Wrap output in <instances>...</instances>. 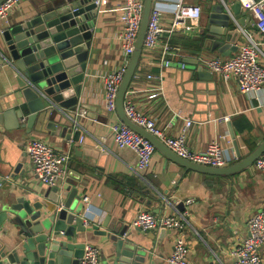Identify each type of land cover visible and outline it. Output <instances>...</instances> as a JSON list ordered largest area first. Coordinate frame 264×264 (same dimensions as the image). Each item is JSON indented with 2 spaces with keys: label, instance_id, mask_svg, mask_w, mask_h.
I'll list each match as a JSON object with an SVG mask.
<instances>
[{
  "label": "crops",
  "instance_id": "crops-1",
  "mask_svg": "<svg viewBox=\"0 0 264 264\" xmlns=\"http://www.w3.org/2000/svg\"><path fill=\"white\" fill-rule=\"evenodd\" d=\"M109 1L111 7L120 0ZM225 1L227 6L235 3V0ZM198 2L202 8L198 27L170 38L171 46L178 52V56L171 58V66L159 72L156 57L148 59L141 55L135 70L139 77L132 78L125 98L133 102L138 113L154 120L167 136H176L183 129L185 120H190L187 147L202 152L209 143L218 141L224 149L225 166H228L247 156L264 140V112L259 107L264 103V86L257 96L241 94L234 81L225 83L215 75H212L215 84L199 80L195 73L200 68L199 58L231 57L234 52L224 56L199 47L198 34L206 25L212 8L220 1ZM40 7H43V0H19L18 6L0 21V34L31 17ZM105 8L93 18L92 46L79 97V103L89 109L78 108L69 113L77 122L83 141L79 143V140L74 142L41 133L34 126L29 132L21 128L11 131L0 128L3 134L0 133V156L6 159L3 166L10 169L9 175L0 176V197L5 194L44 200L47 189L37 181L25 152L29 140L40 139L70 155L67 178L58 182L56 187L65 186L68 179L77 181V187L68 186L70 190H77L71 205H83L87 236L84 245L99 249L101 264L102 259L112 254L110 237L121 239L123 231H126L124 242L143 252L154 264H166L176 233L166 230L140 232L128 228L134 215L142 210L157 216L180 211L187 213L188 226L183 237L189 264H231L230 253L236 239L247 235L249 218L264 210V172L249 166L228 176L202 175L173 164L156 151L142 178L133 173L136 155L129 149H117L113 143L110 127L120 120L116 113H104L103 86L99 77L110 71L121 58L114 44L119 23L115 15L105 12ZM159 8L168 21L175 4L165 1ZM239 15L243 26L239 28L236 44L244 41L243 34L257 40L250 14L241 9ZM104 60L109 62L107 66L103 65ZM202 72L209 74L204 69ZM9 73L7 66L0 69V97L4 98L7 109L19 110L23 103L14 95L16 82ZM159 73L162 74V94L156 91L155 81L146 79L147 74ZM80 112H84V116H80ZM85 112L91 118L86 117ZM177 112H180L179 117L174 116ZM224 117L228 120L222 121ZM24 122L25 119L20 120L19 124ZM17 165L20 168L16 174ZM85 195L90 198L88 205L81 201ZM60 196L64 199L61 191ZM188 199L192 202L184 204ZM260 257L264 264V245Z\"/></svg>",
  "mask_w": 264,
  "mask_h": 264
},
{
  "label": "water",
  "instance_id": "water-1",
  "mask_svg": "<svg viewBox=\"0 0 264 264\" xmlns=\"http://www.w3.org/2000/svg\"><path fill=\"white\" fill-rule=\"evenodd\" d=\"M3 1L0 0V4ZM152 4L153 0H144L134 49L117 92L115 113L120 123L148 140L167 160L187 171L228 176L252 166L264 153V140L238 162L212 168L180 158L126 117L123 102L141 57ZM226 8L221 3L212 8L197 37L202 50L217 51L224 56L237 50L235 43L240 36L239 28L243 26L239 15L241 8L238 3ZM97 13L94 0H43V7L31 17L0 34V69L9 67L11 74L8 75L16 82L14 95L23 103L19 110L7 109L4 98L0 97V128L4 131L21 128L29 132L34 126L41 133L74 142L79 140L81 130H72L73 125L78 124L69 113L78 108L89 109L79 103V97L92 46L93 18ZM195 73L201 81H212V75L202 72L201 67ZM211 83L215 84L214 81ZM104 113L108 115L106 111ZM85 116L91 118L88 112ZM24 119L25 122L19 124ZM237 155L240 158L239 152ZM5 162L6 159L0 156L1 177L9 175L10 169L3 166ZM19 168L17 165L14 173L17 174ZM69 184L78 185L77 181L68 179L60 188L45 186L44 200L5 194L0 197V264L79 263L87 237L85 211L82 204L71 205L77 190H70ZM125 232L120 233L121 239L110 237L114 252L109 258L102 259V264H154L143 252L124 242Z\"/></svg>",
  "mask_w": 264,
  "mask_h": 264
},
{
  "label": "built area",
  "instance_id": "built-area-1",
  "mask_svg": "<svg viewBox=\"0 0 264 264\" xmlns=\"http://www.w3.org/2000/svg\"><path fill=\"white\" fill-rule=\"evenodd\" d=\"M171 1L175 9L168 21L164 19V13L159 8L161 3ZM194 0H153L149 13L146 33L143 41L141 55L145 58L156 57L161 72L171 66V58L178 56L177 49L171 46L170 38L177 34L192 31L197 28L202 15V8ZM227 7L225 0H219ZM144 0H120L110 7L109 0H94L98 9L105 8V12L115 15L119 23V30L114 38V44L120 51V60L113 68L100 75L103 86L104 109L108 114L115 113L117 92L123 76L126 72L130 56L133 52L136 37L139 30L143 11ZM240 8L251 16L252 25L258 35L257 40L244 35V41L236 45L237 50L231 57H201L199 66L211 75L217 76L223 82L234 81L241 94L259 96L264 86V0H235ZM19 4V0H4L0 4V21L7 18L8 14ZM110 7V9L108 8ZM227 9V8H226ZM164 35L163 40L161 37ZM104 60L103 65L107 66ZM135 78L139 77L134 74ZM147 80L155 81L160 94L163 93L161 82L162 74L146 75ZM264 112V103L259 106ZM123 110L126 117L143 128L148 133L161 141L170 151L182 159L192 163L212 168L225 167L224 149L213 141L202 152L191 151L187 147V131L192 122L185 120L183 129L174 137L167 136L156 125L154 120L137 112L130 99L124 98ZM84 116V112L79 113ZM180 116V112L174 114ZM224 117L222 121H227ZM77 129V125H73ZM113 143L117 149H129L137 158L133 173L142 178L151 165L152 157L156 152L155 147L145 138L134 133L121 123L111 127ZM83 138L79 139V143ZM25 152L32 166L33 174L37 181L48 187L54 188L58 182L67 178L69 153L58 150L45 141L31 139L25 145ZM252 167L264 172V153L257 158ZM90 198L82 196L84 205L89 204ZM192 202L188 199L184 204ZM186 212H176L170 215L157 216L149 211H138L129 222L128 228L140 232H152L154 230H166L176 233L172 252L166 259V264H189L187 246L183 237V231L188 226ZM264 245V210L254 213L247 222V235L238 237L230 255L233 259L231 264H262L260 249ZM78 264H101L99 249L90 244H85L83 255Z\"/></svg>",
  "mask_w": 264,
  "mask_h": 264
},
{
  "label": "rangeland",
  "instance_id": "rangeland-1",
  "mask_svg": "<svg viewBox=\"0 0 264 264\" xmlns=\"http://www.w3.org/2000/svg\"><path fill=\"white\" fill-rule=\"evenodd\" d=\"M195 2H197V0H195Z\"/></svg>",
  "mask_w": 264,
  "mask_h": 264
}]
</instances>
